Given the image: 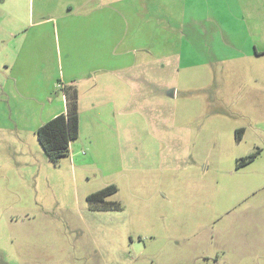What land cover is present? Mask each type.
I'll return each instance as SVG.
<instances>
[{
    "label": "rangeland",
    "instance_id": "obj_1",
    "mask_svg": "<svg viewBox=\"0 0 264 264\" xmlns=\"http://www.w3.org/2000/svg\"><path fill=\"white\" fill-rule=\"evenodd\" d=\"M254 42L264 47V0H0V264H264ZM135 58L146 65L120 85L128 114L117 103L86 118L93 145L78 139L52 164L35 133L59 107L47 95L77 66L95 77ZM256 74L262 84L240 91L239 75ZM112 184L122 210L90 211L87 197Z\"/></svg>",
    "mask_w": 264,
    "mask_h": 264
},
{
    "label": "crops",
    "instance_id": "obj_2",
    "mask_svg": "<svg viewBox=\"0 0 264 264\" xmlns=\"http://www.w3.org/2000/svg\"><path fill=\"white\" fill-rule=\"evenodd\" d=\"M258 43H252L251 45L253 46V52H251L252 55H254V57H263L264 56V47L257 45ZM264 45V44H263ZM170 58H172V56H166L163 58H159V60H163L164 61V65H165V61L169 62V60H171ZM80 64L82 65H86V64H90V59H81L78 61ZM156 62V61H153ZM105 63V62H104ZM111 63V62H110ZM173 67L178 66V63L175 61L171 62ZM80 65V66H82ZM146 62L145 61H139L138 58H135L132 62V64H127L125 66H120V68H116V69H111V71H107L106 69L102 68V71H104L102 74H99L98 76L93 77V74L91 75L93 71H88L87 73H85V69L82 68L81 72L79 73V69L78 66L76 68V72L74 75H70L69 77H65L63 78V85L66 84H72L77 86L78 90H79V107H80V135H79V140L83 137H85V141L86 143H90V145H93V140L92 138H87L84 135V129H86V118L89 119H97L99 120V113L101 114H107L110 113L112 110H115L117 103L121 104V109L120 110H116V111H123L125 113L128 114V110L130 108V102H126L125 104H122V99H121V89H122V85L123 84H127L129 82L136 81V80H140L139 78V74H137L138 72H140L142 69V67H145ZM79 66V67H80ZM86 66H90V65H86ZM129 66V69H127ZM131 66V67H130ZM166 66V65H165ZM167 67H169L167 65ZM81 69V68H80ZM135 69V70H134ZM133 70L135 71V73L137 74V76H134L133 74H131L133 72ZM107 71V72H106ZM101 72V71H99ZM240 82H239V90L241 91L242 89H245L244 83L248 80H252L253 78H256V82H259V80L261 79L260 74H256V75H252V77H250L249 79L246 78L247 76H241L239 75ZM145 78V76H144ZM146 79V78H145ZM91 81L93 84L95 83L97 86V90H93L92 87L90 86V89H88L89 94V98L85 97V94L87 93V90H83V84H85V82ZM117 82L118 85L115 83ZM127 82V83H126ZM116 84V86H114L113 84ZM130 84V83H129ZM121 85V86H120ZM82 86V87H81ZM102 86V89H104L106 91V89L108 88H112L115 87L116 89L113 90L114 93L110 92V94H107L106 97L101 96V94L98 93V90L100 89V87ZM117 86L120 88V90H117ZM140 90V89H138ZM145 90V88H144ZM144 92V91H142ZM57 96V95H56ZM47 98L49 100L50 103L59 102V107L58 108H54L53 110H50V115L48 117L47 120L42 121V123L40 125H38V127H36V130L42 126L44 123L48 122L49 120H51L52 118L65 113L66 111V101H65V97L62 95H59L56 99H54V97L52 98L50 95H47ZM46 98V100H47ZM88 98V100H87ZM54 99V100H53ZM90 100V101H89ZM250 104H253L254 99L250 97ZM134 108L136 109H141L144 108L142 106V104L136 100L135 104H134ZM115 111V112H116ZM132 116H136V114H130ZM130 115H123V117H129ZM107 118V117H106ZM105 118V119H106ZM119 118L120 115H119ZM90 120V121H91ZM165 122L170 120V117L166 116L164 117ZM113 128V127H111ZM125 140V139H124ZM78 144H72L71 145V156H75L76 154V146ZM77 154H78V150H77Z\"/></svg>",
    "mask_w": 264,
    "mask_h": 264
},
{
    "label": "trees",
    "instance_id": "obj_3",
    "mask_svg": "<svg viewBox=\"0 0 264 264\" xmlns=\"http://www.w3.org/2000/svg\"><path fill=\"white\" fill-rule=\"evenodd\" d=\"M60 86L61 88L59 90L66 100L65 113L44 123L35 132L48 160L54 165H58L64 157H69L71 155V145L79 139L80 135L79 90L72 84H60ZM258 153L259 152L239 161V167L253 162ZM117 192V186L112 184L90 194L87 197L89 210L92 212L122 210V205L120 203L107 200Z\"/></svg>",
    "mask_w": 264,
    "mask_h": 264
}]
</instances>
